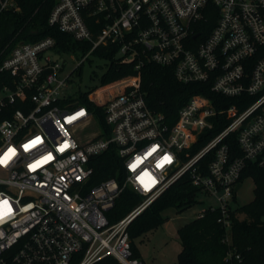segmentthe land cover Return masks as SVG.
<instances>
[{"label":"built area","instance_id":"built-area-1","mask_svg":"<svg viewBox=\"0 0 264 264\" xmlns=\"http://www.w3.org/2000/svg\"><path fill=\"white\" fill-rule=\"evenodd\" d=\"M6 10L20 8L0 0ZM48 21L91 45L84 58L117 47L115 58L134 62L135 73L88 93L104 108L105 135L82 102L85 92L71 99L58 78L62 64L45 54L56 49L54 37L21 41L2 61L12 82L0 88V114L7 115L0 120V264H95L109 256L145 264L134 256L128 226L185 175L199 196L216 200L197 216L220 211L229 242L243 173L249 162L264 166V0H57ZM150 62L171 66L180 82L208 83L215 99L193 94L170 124L142 90ZM229 99L227 107L215 103ZM94 125L101 129L84 132ZM201 138L208 140L185 160ZM112 144L124 183L89 185L91 158ZM126 187L143 199L111 223L106 213Z\"/></svg>","mask_w":264,"mask_h":264},{"label":"trees","instance_id":"trees-1","mask_svg":"<svg viewBox=\"0 0 264 264\" xmlns=\"http://www.w3.org/2000/svg\"><path fill=\"white\" fill-rule=\"evenodd\" d=\"M20 10L0 12V65L10 51L21 41H37L52 36L56 40V49L61 52L86 54L91 45L76 40L72 35L49 24V15L57 0H16ZM117 47H100L94 53L108 60L107 70L101 78L102 85L121 79L135 73L134 62H122L115 58ZM142 90L148 106L163 113L170 124H173L178 111L190 96L203 93L215 99L209 91L208 83L180 82L171 66L157 63H147L141 70ZM12 76L6 71H0V88L10 84ZM102 91L99 90L96 95ZM88 93L82 95V102L96 113V118L104 129L105 135H110V129L104 119V108L94 104L88 98ZM234 100L215 102L218 107H227ZM18 104L8 108L16 109ZM0 114V120L6 117ZM225 123L218 124L214 132L221 130ZM199 142L187 152V160L206 142ZM233 156L241 154L237 139L229 136ZM205 159V158H204ZM94 171L89 185H95L108 178H116L124 183L126 172L123 159L119 156L116 145L112 144L105 152L91 158ZM251 177L255 183L254 198L249 203L237 206L232 210V229L229 242L226 240V230L218 221L220 211L208 210L203 216H196L190 222L179 228L178 234L182 248L178 253L180 264H264V166L249 162L241 181ZM199 188L193 185L189 175H185L172 184L162 195L144 209L128 226L134 256L140 257L134 240L147 232L163 225L168 217L164 212L176 208L182 212L199 202ZM143 197L131 187H126L117 198L115 205L107 211L111 223L119 221L134 209ZM114 257H106L95 264H117Z\"/></svg>","mask_w":264,"mask_h":264},{"label":"rangeland","instance_id":"rangeland-1","mask_svg":"<svg viewBox=\"0 0 264 264\" xmlns=\"http://www.w3.org/2000/svg\"><path fill=\"white\" fill-rule=\"evenodd\" d=\"M45 54L51 55L54 60L62 64L58 78L65 80L64 89L71 99L76 100L82 93L102 86L101 78L107 70V59L94 52L84 58V54L80 52H61L55 48L47 50ZM99 128L101 129L100 125L89 126L84 132L98 131ZM254 188L253 179L246 178L236 196L234 206H241L252 201ZM215 202V198L201 195L198 203L182 212H178L176 208L167 209L164 214L168 220L163 225L134 240L140 258L145 264H180L178 253L182 243L178 234L179 228L194 219L209 204Z\"/></svg>","mask_w":264,"mask_h":264},{"label":"water","instance_id":"water-1","mask_svg":"<svg viewBox=\"0 0 264 264\" xmlns=\"http://www.w3.org/2000/svg\"><path fill=\"white\" fill-rule=\"evenodd\" d=\"M242 185V183L240 182V183H238V185H237V187H236V189H238L240 186Z\"/></svg>","mask_w":264,"mask_h":264},{"label":"snow or ice","instance_id":"snow-or-ice-1","mask_svg":"<svg viewBox=\"0 0 264 264\" xmlns=\"http://www.w3.org/2000/svg\"><path fill=\"white\" fill-rule=\"evenodd\" d=\"M3 161L2 160H0V163H2Z\"/></svg>","mask_w":264,"mask_h":264}]
</instances>
